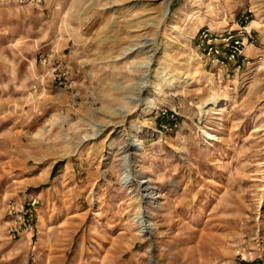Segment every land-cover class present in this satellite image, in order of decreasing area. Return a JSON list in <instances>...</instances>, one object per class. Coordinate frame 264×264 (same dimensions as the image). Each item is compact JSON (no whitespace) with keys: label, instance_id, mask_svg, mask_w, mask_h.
<instances>
[{"label":"rangeland","instance_id":"rangeland-1","mask_svg":"<svg viewBox=\"0 0 264 264\" xmlns=\"http://www.w3.org/2000/svg\"><path fill=\"white\" fill-rule=\"evenodd\" d=\"M168 1L0 0V264H264V0Z\"/></svg>","mask_w":264,"mask_h":264},{"label":"built area","instance_id":"built-area-1","mask_svg":"<svg viewBox=\"0 0 264 264\" xmlns=\"http://www.w3.org/2000/svg\"><path fill=\"white\" fill-rule=\"evenodd\" d=\"M203 38L207 43V55L211 56L212 62L223 64L227 61H233L239 57L247 44L254 41L246 29H242L235 36L220 37L219 40L213 39L211 35L204 34ZM37 200L28 199L24 206L20 208L21 215L18 217V227L10 229L12 237L15 238L19 233L33 232L35 229ZM17 225V224H15Z\"/></svg>","mask_w":264,"mask_h":264},{"label":"bare ground","instance_id":"bare-ground-1","mask_svg":"<svg viewBox=\"0 0 264 264\" xmlns=\"http://www.w3.org/2000/svg\"><path fill=\"white\" fill-rule=\"evenodd\" d=\"M170 1H168V3L166 4V7L164 9V13H163V21L164 19H166L167 17V14H168V11H169V4H170ZM162 21V22H163ZM165 22V21H164ZM154 50L155 51H159L158 49V44L155 43V46H154ZM133 51V49L131 50ZM130 51V52H131ZM165 52V51H164ZM126 53V52H125ZM127 54V53H126ZM156 54V53H155ZM152 56H155V55H152ZM155 62L154 60V57L152 58H149L147 60V63L143 64V66L145 67V73L142 74L144 79L140 82V87L138 88L139 89V97H141V94L142 92H144L149 86H150V89H149V92L152 94V95H158L159 93L162 92L163 89L165 88H172V84L170 81H166L165 80V83H163V81H161L160 77L159 76H154L156 78V83L152 82L150 80V78L153 76V71H152V66H153V63ZM166 66L164 65L163 66V71H166ZM164 73V72H163ZM211 78V77H210ZM205 80H208L209 79V76H205L204 77ZM211 80V79H210ZM207 82V81H206ZM131 98V97H130ZM137 99V98H136ZM219 94L216 90H212L211 94H210V97L208 98V102L211 103V105H216L219 101ZM146 102V104H149L150 106H154L155 105V102L152 98H145L144 99ZM143 101V100H142ZM137 102V105H135V103ZM141 102V99L138 98L137 101H134L132 100L129 104H134L136 107L138 106V103ZM218 105V104H217ZM127 107H122V108H119L117 109V114H119L120 116H122V118L126 119L128 116H129V111L126 110ZM123 125V124H122ZM106 129V126L103 125V126H100L99 128H96V131L95 133L93 134L92 138H96L98 136L101 135V133ZM45 132L44 131H40L38 133H36L35 137L37 139H42L43 136H44ZM130 136V135H129ZM135 139V138H134ZM128 141H130L129 145L130 146H133V144L131 142H133L131 139H128ZM135 142V141H134ZM128 145V146H129ZM129 164V163H128ZM127 171V170H126ZM129 172V171H128ZM149 178H147L148 180ZM151 182V180H148V181H142V185H145L146 183H149ZM147 188H145L144 190H146ZM146 217V216H145ZM144 216H141L139 218V224H140V233L141 235L143 234H147V233H150L152 230H153V226L151 224V222H148L146 220Z\"/></svg>","mask_w":264,"mask_h":264},{"label":"crops","instance_id":"crops-1","mask_svg":"<svg viewBox=\"0 0 264 264\" xmlns=\"http://www.w3.org/2000/svg\"><path fill=\"white\" fill-rule=\"evenodd\" d=\"M245 50H246V49H244V52H245ZM243 55H244V53H243Z\"/></svg>","mask_w":264,"mask_h":264}]
</instances>
